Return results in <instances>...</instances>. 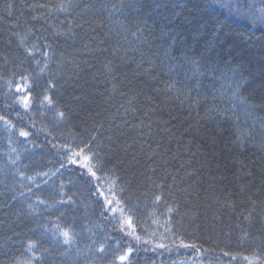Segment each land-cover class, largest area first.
<instances>
[{
  "label": "trees",
  "instance_id": "trees-1",
  "mask_svg": "<svg viewBox=\"0 0 264 264\" xmlns=\"http://www.w3.org/2000/svg\"><path fill=\"white\" fill-rule=\"evenodd\" d=\"M0 116V264H264V0H0Z\"/></svg>",
  "mask_w": 264,
  "mask_h": 264
},
{
  "label": "snow or ice",
  "instance_id": "snow-or-ice-1",
  "mask_svg": "<svg viewBox=\"0 0 264 264\" xmlns=\"http://www.w3.org/2000/svg\"><path fill=\"white\" fill-rule=\"evenodd\" d=\"M29 54H31V52H30ZM37 63H39V62H37ZM24 80L27 81L28 78H27V77H24ZM21 90H22V89L18 86V87H17V91H21ZM44 99H45V100H48L49 103H51V100H50L49 97L45 96ZM20 102L23 104V106H24L25 108H27V107H28V97H27V95L20 97ZM60 115L63 116V113H60ZM0 120H4V117H3V116H0ZM5 123H6L10 128L15 127L14 125H12V124H11L10 122H8V121H5ZM19 134H20L21 136L27 137L29 133H28V132H25V131H20ZM85 159H87V157H85ZM85 166L87 167V165H85ZM88 170H89V172H92V168H91V167H88ZM92 174L95 175L94 172H92ZM45 175H47V174L45 173ZM157 199H159V197H157ZM108 202L111 203V201H108ZM129 223H130V220H129ZM62 235L65 237V243H67V242L70 240V234H69V232H68V231H64V232L62 233ZM136 239H140V238H139V237H136ZM184 246L187 247L188 245H184ZM30 247H35V245H31ZM160 247H163V245H160ZM103 250H104L103 247H101V248H100V251H103ZM131 251H132L131 249H128V254H130ZM225 255H227V253H225ZM119 259H120L121 261H124V260L127 259V255H121V256L119 257ZM245 259H248V258L245 257Z\"/></svg>",
  "mask_w": 264,
  "mask_h": 264
},
{
  "label": "rangeland",
  "instance_id": "rangeland-1",
  "mask_svg": "<svg viewBox=\"0 0 264 264\" xmlns=\"http://www.w3.org/2000/svg\"><path fill=\"white\" fill-rule=\"evenodd\" d=\"M262 19H263V16H262ZM17 264H35V260L32 259V260L22 261Z\"/></svg>",
  "mask_w": 264,
  "mask_h": 264
}]
</instances>
